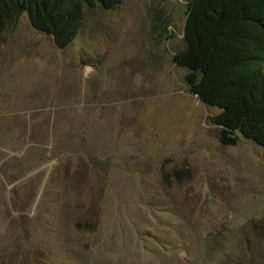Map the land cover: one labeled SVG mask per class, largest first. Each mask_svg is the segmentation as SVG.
<instances>
[{
    "label": "rangeland",
    "instance_id": "1",
    "mask_svg": "<svg viewBox=\"0 0 264 264\" xmlns=\"http://www.w3.org/2000/svg\"><path fill=\"white\" fill-rule=\"evenodd\" d=\"M183 0L85 8L64 51L0 33V264H264V149L189 93Z\"/></svg>",
    "mask_w": 264,
    "mask_h": 264
},
{
    "label": "trees",
    "instance_id": "2",
    "mask_svg": "<svg viewBox=\"0 0 264 264\" xmlns=\"http://www.w3.org/2000/svg\"><path fill=\"white\" fill-rule=\"evenodd\" d=\"M186 49L174 56L187 69L189 93L220 113V143L240 140L264 149V0H183ZM122 0H0V33L26 14L60 51L78 37L85 8L112 10Z\"/></svg>",
    "mask_w": 264,
    "mask_h": 264
}]
</instances>
